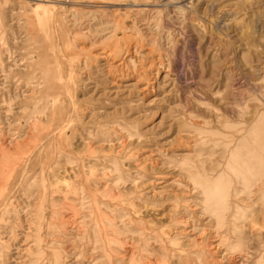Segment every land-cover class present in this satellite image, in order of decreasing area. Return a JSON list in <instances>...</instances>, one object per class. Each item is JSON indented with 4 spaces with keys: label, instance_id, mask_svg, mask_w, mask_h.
I'll return each instance as SVG.
<instances>
[{
    "label": "rangeland",
    "instance_id": "rangeland-1",
    "mask_svg": "<svg viewBox=\"0 0 264 264\" xmlns=\"http://www.w3.org/2000/svg\"><path fill=\"white\" fill-rule=\"evenodd\" d=\"M0 264H264V0H0Z\"/></svg>",
    "mask_w": 264,
    "mask_h": 264
}]
</instances>
